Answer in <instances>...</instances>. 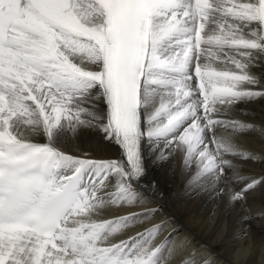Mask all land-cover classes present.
<instances>
[{
	"label": "snow or ice",
	"instance_id": "6c2138e0",
	"mask_svg": "<svg viewBox=\"0 0 264 264\" xmlns=\"http://www.w3.org/2000/svg\"><path fill=\"white\" fill-rule=\"evenodd\" d=\"M262 100L264 0H0V264H166V221L113 240L159 207L97 217L150 202L135 182L174 147L191 184L246 202L264 178L234 161L262 157L234 137L264 127L224 117ZM90 131L121 155L62 150Z\"/></svg>",
	"mask_w": 264,
	"mask_h": 264
},
{
	"label": "bare ground",
	"instance_id": "6f19581e",
	"mask_svg": "<svg viewBox=\"0 0 264 264\" xmlns=\"http://www.w3.org/2000/svg\"><path fill=\"white\" fill-rule=\"evenodd\" d=\"M240 109L247 110L248 114H242ZM224 118L239 119L264 127V100L238 104L231 116ZM234 142L262 157L259 161L236 159L234 162L241 165V174L264 178V138L254 133H242L234 137ZM61 148L69 154L93 159L121 155L115 143L105 140L96 131L82 132L76 140L62 144ZM185 157L186 152L182 147H174L164 162L148 159L146 174L135 182V186L138 191L151 194L150 202L118 209L127 213L159 207L154 217L134 227L168 222L163 233L173 230L179 235L178 243L184 242L186 237L190 241L180 246L183 248L176 257L193 253L200 256L208 252L214 264H264V253H261L264 249V184L249 191L246 202L230 205L226 192H213L210 188L198 189L190 183L195 167L186 169ZM228 186L238 190L242 185L228 183ZM241 230H244V234L242 238H237ZM235 242L239 243L240 248L234 253L232 246L237 245ZM166 264H179V261L171 258ZM197 264H201V261L198 260Z\"/></svg>",
	"mask_w": 264,
	"mask_h": 264
},
{
	"label": "rangeland",
	"instance_id": "374dc122",
	"mask_svg": "<svg viewBox=\"0 0 264 264\" xmlns=\"http://www.w3.org/2000/svg\"><path fill=\"white\" fill-rule=\"evenodd\" d=\"M235 243H237V245L232 246V249H235V250H233L234 253L237 252V250L240 248L239 243H238V242H235ZM182 244H183V242H182ZM238 246H239V247H238ZM262 249H263V248H262ZM261 253H264V249H263V251L261 250Z\"/></svg>",
	"mask_w": 264,
	"mask_h": 264
}]
</instances>
